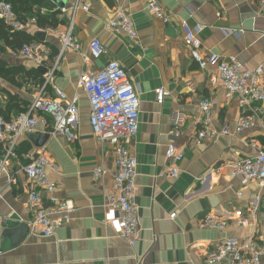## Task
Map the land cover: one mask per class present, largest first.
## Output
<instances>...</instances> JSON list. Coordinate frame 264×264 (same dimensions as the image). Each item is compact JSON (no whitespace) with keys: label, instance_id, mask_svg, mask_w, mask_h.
Here are the masks:
<instances>
[{"label":"crops","instance_id":"obj_1","mask_svg":"<svg viewBox=\"0 0 264 264\" xmlns=\"http://www.w3.org/2000/svg\"><path fill=\"white\" fill-rule=\"evenodd\" d=\"M73 2L65 0L64 6ZM81 2L90 12L77 13L73 37L85 53L94 39L108 51L100 60H91V69L100 71L116 60L139 93V132L129 150L138 160L135 203L141 237L131 247L106 223L103 205L113 185L115 155L110 146L98 145L92 133L88 97L79 86L82 58L71 50L59 58L60 37L67 31L68 17L58 15L63 24L45 31L44 40L33 44L37 61L16 57L11 51L0 53V60L27 70H48L57 63L48 93L52 95L55 86L70 99L79 97L81 120L75 143L63 136H50L43 147L59 168V173L49 172L60 184L57 195L72 202L75 211L51 238L30 231L21 244L2 250L4 233L29 225L33 218L27 209L29 184L19 172L41 149L36 146L41 134L23 140L32 146L24 159L18 155L6 159L0 144V264H207L208 254L221 240L245 241L264 235V187L256 182L244 185L230 172L232 162L255 157L264 148V102L257 106L253 126L236 133L240 120L251 114L236 100L226 99L221 88L210 86L211 71H203L192 62L180 30L183 22L192 28L201 26L199 37L205 52L235 57L251 70L264 68V7L258 0H159L172 17V23L165 25L147 11L146 0ZM119 7L131 16L137 42L125 35L114 36L107 29ZM29 31L32 35L42 32L35 27ZM21 83L17 88L0 80V108L11 100L23 110L30 105L41 84L29 79ZM160 88L170 93L162 105L156 102ZM205 98L213 102L210 117L218 136L198 142L197 120ZM11 112L12 117L16 115ZM174 129L180 132L176 144L184 153L180 175L160 180L156 176L169 166L165 155ZM98 168L105 172L99 181L95 179ZM15 176L16 185L11 183ZM174 213L176 217L171 219ZM207 214L224 219L228 229L200 228L199 222Z\"/></svg>","mask_w":264,"mask_h":264},{"label":"built area","instance_id":"obj_2","mask_svg":"<svg viewBox=\"0 0 264 264\" xmlns=\"http://www.w3.org/2000/svg\"><path fill=\"white\" fill-rule=\"evenodd\" d=\"M61 16H67V31L61 35L59 58L66 51H74L82 58L84 70L79 79V86L86 93L90 105L89 124L96 142L101 147L110 146L115 155L116 170L113 185L105 196L104 211L106 223L116 235L129 246L134 247L140 240V216L135 203L137 192L138 160L129 150V145L139 132L141 101L139 93L129 78L124 67L116 60L109 61L100 71L91 69V60H100L108 51L99 39L92 40L83 52L81 45L73 37L75 20L79 11L90 12L81 0H74L72 6H61L65 0H46ZM264 7V0H258ZM147 11L163 24H171L172 17L162 7L159 0H146ZM0 19L14 30H30L35 27L33 19L27 25L21 24L11 4L0 2ZM107 29L114 36H127L132 42L138 41V33L131 16L123 7L116 10L115 16L107 23ZM188 54L203 71H211L209 84L221 88L228 100H236L240 108L251 115L242 118L236 127L241 134L251 126L258 117V104L264 102V85L262 78L264 68L248 69L235 57L225 58L222 55L205 52L199 35L203 27H190L183 22L180 27ZM16 57L37 61V52L33 45H25L13 52ZM55 67L49 69L44 84L39 89L25 113L10 121L0 116V144L5 151L6 159L17 158L16 149L23 140H30L39 134L63 136L69 143H75L81 120L79 97L68 98L60 88L53 87ZM170 93L164 88L156 91V102L162 105ZM213 102L205 98L200 104V117L197 120L199 131L197 141L217 138L212 127L211 109ZM228 132L224 131V135ZM180 132L174 129L170 133L172 142L167 146L166 160L169 166L159 173L160 180L177 179L180 175V163L184 153L176 144ZM49 172L59 173L58 166L47 157L43 148L30 158V163L20 169L28 181L27 209L33 218L29 224L30 231L43 238H51L56 231L66 225L75 211L70 201L61 200L57 193L60 184L51 178ZM233 178H240L244 185L258 183L264 187V148L255 157L235 160L230 164ZM105 175L102 168L95 172L97 181ZM11 183L18 184L17 177ZM176 217V213L170 216ZM240 224V223H239ZM243 224V222H242ZM199 227L223 232L228 223L215 214H207L199 222ZM1 256V252H0ZM264 259V235L251 236L245 241L236 238H225L208 254L207 264L228 261L230 264H261Z\"/></svg>","mask_w":264,"mask_h":264},{"label":"trees","instance_id":"obj_3","mask_svg":"<svg viewBox=\"0 0 264 264\" xmlns=\"http://www.w3.org/2000/svg\"><path fill=\"white\" fill-rule=\"evenodd\" d=\"M5 1L12 5L13 10L17 16V19L21 24L27 25L33 19L35 20L36 31H47L50 29H56L63 24L58 19L59 12L54 11L52 6L46 0H0ZM39 42L36 35L29 30L17 31L11 26L6 25L0 19V53H6L7 51L16 52L22 49L25 45H33ZM25 79L33 80L41 84H44L43 74L38 70H27L24 66H8L4 61L0 60V80L6 81L14 87H21ZM27 105L25 109H20L18 104L11 100L7 107L0 108V116L6 121H10L22 113H25L28 109ZM11 111L16 112L15 116H11ZM32 150V146L29 142H21L17 149L16 154L19 158L24 159ZM30 160L27 161V164Z\"/></svg>","mask_w":264,"mask_h":264},{"label":"water","instance_id":"obj_4","mask_svg":"<svg viewBox=\"0 0 264 264\" xmlns=\"http://www.w3.org/2000/svg\"><path fill=\"white\" fill-rule=\"evenodd\" d=\"M61 6H64V1L60 2ZM36 38L42 42L45 38V32H41L36 34ZM38 70L45 75L47 73V69L44 67H39ZM50 135L48 134H41L39 136V140L36 143V146L38 148H43L44 145L46 144V142L49 140ZM30 234V228L29 225L27 224H23L22 226H20L19 228L15 229V230H10V231H6L3 235L4 238V242L2 245V250H6L9 248H13L19 244H21L23 241H25L27 239V237Z\"/></svg>","mask_w":264,"mask_h":264},{"label":"bare ground","instance_id":"obj_5","mask_svg":"<svg viewBox=\"0 0 264 264\" xmlns=\"http://www.w3.org/2000/svg\"><path fill=\"white\" fill-rule=\"evenodd\" d=\"M55 72H56V70H55ZM48 73H49V69L47 70V73L45 74V76H46ZM45 76H44V80H45Z\"/></svg>","mask_w":264,"mask_h":264},{"label":"rangeland","instance_id":"obj_6","mask_svg":"<svg viewBox=\"0 0 264 264\" xmlns=\"http://www.w3.org/2000/svg\"><path fill=\"white\" fill-rule=\"evenodd\" d=\"M34 45H36V44H34Z\"/></svg>","mask_w":264,"mask_h":264}]
</instances>
